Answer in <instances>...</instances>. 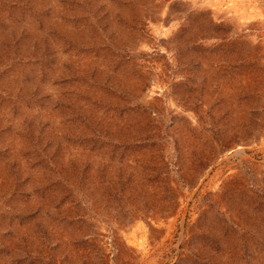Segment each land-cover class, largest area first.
Returning <instances> with one entry per match:
<instances>
[{"label":"rangeland","instance_id":"rangeland-1","mask_svg":"<svg viewBox=\"0 0 264 264\" xmlns=\"http://www.w3.org/2000/svg\"><path fill=\"white\" fill-rule=\"evenodd\" d=\"M0 264H264V0H0Z\"/></svg>","mask_w":264,"mask_h":264}]
</instances>
